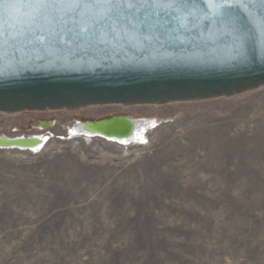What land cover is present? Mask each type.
I'll use <instances>...</instances> for the list:
<instances>
[{
  "label": "rangeland",
  "instance_id": "rangeland-1",
  "mask_svg": "<svg viewBox=\"0 0 264 264\" xmlns=\"http://www.w3.org/2000/svg\"><path fill=\"white\" fill-rule=\"evenodd\" d=\"M120 116L154 125L125 144L72 131ZM3 135L41 141L0 146V264H264V84L0 111Z\"/></svg>",
  "mask_w": 264,
  "mask_h": 264
},
{
  "label": "water",
  "instance_id": "water-1",
  "mask_svg": "<svg viewBox=\"0 0 264 264\" xmlns=\"http://www.w3.org/2000/svg\"><path fill=\"white\" fill-rule=\"evenodd\" d=\"M13 2L0 4V111L197 100L264 84V31L255 29L241 46L232 25L213 18L211 9L185 15L184 29L165 25L166 35L117 25L108 35L79 39L73 32L62 44L48 36L37 45L17 35L27 28L9 7ZM196 4L198 9L206 7L204 0Z\"/></svg>",
  "mask_w": 264,
  "mask_h": 264
},
{
  "label": "snow or ice",
  "instance_id": "snow-or-ice-1",
  "mask_svg": "<svg viewBox=\"0 0 264 264\" xmlns=\"http://www.w3.org/2000/svg\"><path fill=\"white\" fill-rule=\"evenodd\" d=\"M4 2L0 0V4ZM204 4L205 8L198 9L196 0H14L9 7L27 28L17 35L37 45L44 44L48 36H54L57 45L62 44L73 32L79 39H87L89 34L108 35L117 25L166 35L165 25L184 29L185 15L193 16L194 9L201 13L211 9L213 18L232 25L241 46L255 29L264 31V0H204ZM2 26L0 19V29Z\"/></svg>",
  "mask_w": 264,
  "mask_h": 264
},
{
  "label": "bare ground",
  "instance_id": "bare-ground-1",
  "mask_svg": "<svg viewBox=\"0 0 264 264\" xmlns=\"http://www.w3.org/2000/svg\"><path fill=\"white\" fill-rule=\"evenodd\" d=\"M260 86V85H259ZM254 89V88H251ZM249 89V90H251ZM173 102V100L162 101L160 99H149L146 101H124L121 102L123 105H133V104H162V103H169ZM95 105L93 103H78L73 104L67 107V110H76L79 108H84L87 106ZM7 113H12L15 111H7ZM44 126H49L47 122L41 123ZM154 125L153 120H133L129 117L126 119L117 117L112 119L111 121L107 118L103 122L96 121H86V122H77L73 125L72 131L75 134H82L86 136L96 135L101 136L103 138H108L111 141H115L121 144H125L134 140H142L143 135L147 129ZM40 137L33 136V137H16V138H9L0 136V146L4 142H9L10 145H6L4 147H21V148H31L37 146V144L41 141ZM43 142V141H42ZM14 143L18 144L15 145Z\"/></svg>",
  "mask_w": 264,
  "mask_h": 264
}]
</instances>
